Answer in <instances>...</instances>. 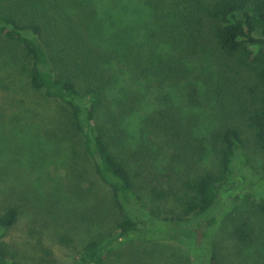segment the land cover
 <instances>
[{
  "label": "trees",
  "instance_id": "trees-1",
  "mask_svg": "<svg viewBox=\"0 0 264 264\" xmlns=\"http://www.w3.org/2000/svg\"><path fill=\"white\" fill-rule=\"evenodd\" d=\"M132 1L151 3L153 14L145 36L132 38L136 45L127 38L134 28L106 39L95 0H0V44L7 43V48L0 46V87L9 91V104L0 106L3 137L24 136L27 129L26 135L36 140L27 123H43L42 140L30 145L26 161L23 150L11 154L18 166L8 168L15 171L0 185V264H55L43 231H30L29 239L17 245L6 238L20 220L17 201L24 197L38 198L45 211L87 225L85 232L92 234L74 264H105L119 249L138 242L181 246L190 254L183 250L189 259H177L178 264H223L212 239L245 201L257 219L235 220L231 236L251 251L261 229L263 241L257 247L264 245V167L253 165L247 145L251 141L264 152V0ZM195 55L216 60L220 78L210 79L209 85L218 95L230 90L243 100L241 123L211 131L215 167L189 173L177 188L158 180L142 182L147 201L113 148L121 125L117 117L135 108L120 112L132 105L122 103L112 115L105 99L118 73L154 87L157 108L141 118L142 136L151 135L165 158L180 161L186 142L196 136L195 121L185 112L191 104L160 94L180 77L168 81L166 72L155 81L143 66L176 71L173 60H194ZM112 68L116 76L107 80ZM104 112L112 116L114 129ZM50 151L62 152L61 157ZM237 264H264V259H237Z\"/></svg>",
  "mask_w": 264,
  "mask_h": 264
},
{
  "label": "rangeland",
  "instance_id": "rangeland-1",
  "mask_svg": "<svg viewBox=\"0 0 264 264\" xmlns=\"http://www.w3.org/2000/svg\"><path fill=\"white\" fill-rule=\"evenodd\" d=\"M95 3H97L99 10L98 17L100 22H103L101 28L107 35L105 36L106 39L114 37L122 31H125L127 34L130 28H134L133 33L127 36V38L131 40L132 44L136 45V41L132 40V38L137 40L142 39L148 27L153 26L151 23V20H153L151 3L145 5L132 0H95ZM110 44L111 48H117L114 40ZM0 46L7 48V43H2ZM167 51L168 48H164L163 52ZM200 56L195 55L194 60L186 59V61H184V58L177 57V59L173 60L176 71L168 68L158 70L152 65L143 66L147 67L145 75L149 74L148 76L152 77L155 81L160 79V75L164 76L166 72L169 73L167 77L168 81L180 77V81L164 85L160 89V94L163 97L168 94L171 98L170 100L173 99L179 103H184V99H189L187 104H191L185 105V112L188 117L193 118L195 121L193 128L196 131V136L189 143L188 141L186 142L188 147L181 150L182 160L180 161L172 160L171 162L168 158L164 157L162 153L164 151L159 150L156 144L150 141L151 135L145 139V136H142L141 118L154 114L157 108V101L155 100L157 92L155 88L150 89V87L148 88V86L142 85L130 77L119 73L115 81H111L112 86L105 99V107L107 106V109L113 110L111 114H116L115 110H119L120 107L118 109V105L122 103L132 105L124 106L120 109V112H128L129 108H135V112L126 114L127 118L125 116L117 117L118 119L120 118L121 125L115 139L117 144L113 142V148L115 149V153L127 164L137 183L136 187L138 191L142 193L147 201L146 190L142 182L158 180L163 184V187L168 188L171 186L172 188H177L189 173H200L207 168L215 167L216 153L214 152L211 131L215 127L241 123L238 116L240 114L239 108L243 105V100L233 97V92L230 90H228V93L220 95L212 91L211 87L213 86L209 85L210 79L215 81L220 78L216 67L213 66L216 64V60L213 57L211 59H201ZM112 67L114 68L113 65ZM113 68L108 71L107 80H111L112 76H116ZM140 70L143 73L141 68ZM155 70L159 74H156ZM152 71H155L154 74ZM235 78L241 80V82L245 80L244 77L241 79L239 75L235 76ZM190 79L192 80L190 82L191 85L190 83L187 84ZM190 91L193 92L194 98H191ZM8 95L9 91L0 87V106L7 107L9 104ZM122 99L127 102H120ZM52 106L53 108H58L55 104H52ZM104 113V120L109 126H113L114 129L112 116L107 112ZM41 120L35 119L27 123L28 131H34L37 137L36 140H32L29 133L26 135L27 129L24 130V136H21L19 132H14L12 135L4 138V131L0 128V185L7 181L8 177L15 171H9L8 168L18 166V161H16L15 156L11 157V154L15 151L23 150L21 151L22 153H19L26 161L27 152H30V145L38 143L40 139L42 140L43 135L42 130L40 131V125L42 126L43 123ZM6 121L11 126L14 123L12 119H7ZM11 126L8 128L9 131ZM247 145L253 165L258 169H262L264 167V152L256 148L251 141H248ZM19 153L16 152V155ZM49 153L57 157H61L62 154V152L58 151H50ZM178 162L183 163V165L176 164ZM173 165H176V168H172ZM229 194L235 195L236 192L233 191ZM17 202L21 205V217L17 225L9 231L6 238L12 240L17 245L18 242L29 239L28 234L30 231L34 229L41 230L44 233L42 237L45 246L52 252L51 258L54 260V263L74 264V259L78 257L82 243L92 234H87L88 231L85 232L87 225L75 219L68 220L66 215L58 213L54 215L45 211L43 201L39 202L38 198H34L31 202L24 197ZM257 216L258 214L255 209L251 207L248 201H245L240 205L232 218L228 219L221 226L217 236L212 239L211 243L212 247L218 252L219 258L223 259V264H237V259H264V245L257 247L263 241L261 229H258L256 236V247L251 251L242 249L231 236L235 220L247 217L253 221L257 219ZM70 226H78V228H75V230L69 229ZM257 227L259 226L257 225ZM61 236L68 238L67 241L70 243L62 241ZM183 250L185 249L176 244L138 242L119 249L107 258L109 260L105 264H178L177 259H189L185 258ZM186 252L188 253V251ZM191 257L190 259H193ZM179 264L195 263L186 261Z\"/></svg>",
  "mask_w": 264,
  "mask_h": 264
}]
</instances>
